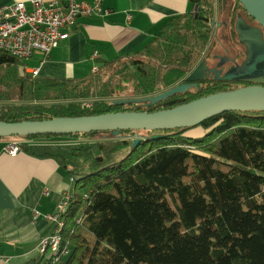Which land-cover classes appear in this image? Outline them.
<instances>
[{"label": "trees", "instance_id": "16d2710c", "mask_svg": "<svg viewBox=\"0 0 264 264\" xmlns=\"http://www.w3.org/2000/svg\"><path fill=\"white\" fill-rule=\"evenodd\" d=\"M190 1L195 11L175 16L142 51L105 60L85 77H34L23 59L0 50V120L172 107L174 96L153 105L117 98L183 83L213 54L218 23L233 40L238 15L250 17L239 0ZM236 88L207 79L175 96L185 98L179 104ZM199 126L205 133L196 137L190 127L0 137L79 141L58 156L74 174L62 215L67 252L27 264H264V111H227Z\"/></svg>", "mask_w": 264, "mask_h": 264}, {"label": "crops", "instance_id": "0c3cea01", "mask_svg": "<svg viewBox=\"0 0 264 264\" xmlns=\"http://www.w3.org/2000/svg\"><path fill=\"white\" fill-rule=\"evenodd\" d=\"M20 1L31 2L0 0V7ZM194 11L190 0H104L102 15L80 16L63 42L23 59L24 66L39 68L41 77H85L105 60L142 51L175 16ZM7 141L0 138V264H27L54 230L51 221L34 219V210L54 212L63 193L73 190L74 174L58 156L71 154L79 141L25 139L15 155L5 151Z\"/></svg>", "mask_w": 264, "mask_h": 264}, {"label": "water", "instance_id": "95a60500", "mask_svg": "<svg viewBox=\"0 0 264 264\" xmlns=\"http://www.w3.org/2000/svg\"><path fill=\"white\" fill-rule=\"evenodd\" d=\"M249 16L260 27L248 24L239 14L235 28L240 42L247 48V58L235 70H228L221 78L225 81H237L239 74L259 73L264 77V0H239ZM214 24V21H212ZM220 26L221 23H218ZM209 69L207 60H203L187 77L188 81H197ZM233 69V68H232ZM217 68H212L211 71ZM219 70L218 73H221ZM256 84L242 86L232 90H222L191 101L182 102L170 108L155 111H117L97 115L56 117L45 120H23L8 122L0 120V137L27 136L36 134L65 135L94 131L112 130L119 136L121 130H164L193 128L205 120L227 111H264V78L253 80ZM198 87V84L195 83ZM190 83L177 84L170 89L144 98L118 100L119 104L147 102L153 105L174 95L188 91ZM180 100H173L178 103ZM140 138L134 140V147Z\"/></svg>", "mask_w": 264, "mask_h": 264}, {"label": "built area", "instance_id": "2783aa9c", "mask_svg": "<svg viewBox=\"0 0 264 264\" xmlns=\"http://www.w3.org/2000/svg\"><path fill=\"white\" fill-rule=\"evenodd\" d=\"M103 1L94 0L90 4L81 0H31L29 6L23 1L1 6L0 50L21 59H26L35 52L48 54L67 38L66 28L74 25L80 16L102 15ZM98 70L99 66L95 65L92 73ZM25 71L34 77L40 72L39 68L26 66ZM22 144V139H13L6 142L4 149L15 155L20 152ZM71 194L70 190L64 192L52 213L43 214L37 209L34 210V219L42 217L54 224L52 233L40 241V254L50 252L56 255L67 252V248L62 249V231L66 225L62 215L71 202ZM80 220L79 218L78 222Z\"/></svg>", "mask_w": 264, "mask_h": 264}, {"label": "flooded vegetation", "instance_id": "af4514ba", "mask_svg": "<svg viewBox=\"0 0 264 264\" xmlns=\"http://www.w3.org/2000/svg\"><path fill=\"white\" fill-rule=\"evenodd\" d=\"M246 22L254 27H260V25L258 24V22L251 18V17H244ZM264 31V30H263ZM236 35H237V38H238V45L237 46H241L238 50V52L236 53H229V49H225V54H222V53H219V52H216V53H213V54H210L206 60H207V64H208V67L209 69L207 71H204L201 75L203 76L202 79L200 80H197V81H188L187 80V77L192 73V71L203 61H201L199 64H197L195 66V68L190 72L188 73L187 77L185 78V81L183 83H190L192 84V88H196L195 86V83L198 84V87L199 85L205 81V80H209V79H216V80H219V81H225V80H222L221 78H218L219 76H222L224 73H226L228 70H235V67H239L240 65H242L244 63V61L246 60L247 58V48L244 44H242L240 42V39H239V35H238V32L236 31ZM212 57L214 63L213 64H210V62L208 60H210ZM212 61V62H213ZM212 68H217L216 71H211ZM233 68V69H232ZM219 70H222L221 73H218ZM264 78L263 76H261L259 73H243V74H239L238 78H241V80H237V81H228V82H234V83H237L238 85H241V86H246V85H252V84H256L257 82L253 81L255 79H258V78ZM189 89V90H190ZM174 98H176V100H183L185 99L183 96H174ZM175 100V99H171L169 104L170 105H176L177 103H172V101Z\"/></svg>", "mask_w": 264, "mask_h": 264}, {"label": "rangeland", "instance_id": "374dc122", "mask_svg": "<svg viewBox=\"0 0 264 264\" xmlns=\"http://www.w3.org/2000/svg\"><path fill=\"white\" fill-rule=\"evenodd\" d=\"M219 28H217V29H215V33H216V35H217V37H218V39H219V43H218V45L213 49L214 50V52L213 53H216V52H219V53H222V54H225L226 52H225V49L227 48V49H229V53H236V52H238V50H239V48L241 47H239V46H237L238 45V38H237V35H236V37H235V39H233V40H231L230 39V37H229V32L227 31V29L226 28H223V27H221V25L220 26H218ZM204 60H206V59H204ZM30 62H28L30 65H32L33 63H32V61L31 60H29ZM209 62H210V64H213L214 63V61H213V59H212V57H211V59L210 60H208ZM213 61V62H212ZM179 84H182V83H179ZM239 87H242L241 85H238V88ZM166 91V90H165ZM158 94V93H157ZM154 95V94H153ZM149 96H151V95H149ZM175 96V95H174ZM146 97H148V96H146ZM130 98H144V97H133V96H126V95H123V96H120L119 98H117V99H130ZM180 101H182V100H180ZM203 133H205V131H204V129H203V127H193V128H191V129H189L187 132H186V134H188V135H190V136H192V137H196V136H199V135H202ZM99 137H103V136H99ZM107 138V137H106ZM13 139H17V140H21L22 138L21 137H17V138H10V139H7L8 141H10V140H13ZM129 139H132L131 137L129 138ZM25 139H22V141H23V143L25 142L24 141ZM28 140V139H27ZM7 141V142H8ZM133 145L131 144V145H129L128 146V148H126V149H124V150H122V151H120L119 153H118V158L119 157H121L126 151H128L131 147H132ZM49 255H50V253L48 254V256L47 257H49Z\"/></svg>", "mask_w": 264, "mask_h": 264}]
</instances>
